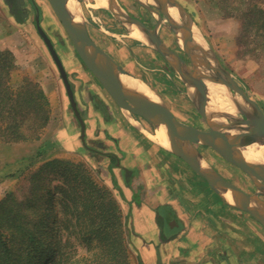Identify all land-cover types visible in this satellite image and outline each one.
<instances>
[{
	"label": "crops",
	"instance_id": "crops-1",
	"mask_svg": "<svg viewBox=\"0 0 264 264\" xmlns=\"http://www.w3.org/2000/svg\"><path fill=\"white\" fill-rule=\"evenodd\" d=\"M69 1L62 0L63 7L75 26L67 9ZM74 1L81 25L78 29L111 60L109 83L114 82L119 89L127 91L120 82L121 76H127L143 83L172 117L173 111L167 107L185 106L180 120L174 117L182 124L204 116L200 103L209 83L225 88L248 104L239 94L208 76L239 88L233 76L235 71L227 68L218 49L224 51L229 42H234V47L228 48L231 52L236 45L241 48L242 43H247L243 25L249 26L250 35L246 36H252V42L263 43L264 16L258 18L253 14L248 21L242 17L222 19L229 20L226 22L232 26L229 35L224 29L218 35L206 37V22L201 27L196 24L195 57L194 37L187 21L178 13L173 18L169 5L164 6L160 0H104L105 5H100L99 0ZM178 2L189 6L191 0ZM250 9L264 11V3L251 5ZM37 18L61 62L69 67L65 70L86 125L84 140L79 135V144L84 148L87 140L91 148L86 149L109 162L117 177L116 185L123 193L121 198L128 202L123 215L138 263L264 264V247L260 249L257 244L259 221L254 213L258 208H252L253 202L261 200L250 182L245 181L243 189L221 175L222 181L213 178L174 154L170 146L165 148L152 141L150 136L158 126L113 99L97 77L102 72L98 69L96 74L86 65L49 0H0V51L13 54L16 64L38 83L52 113L49 131L56 119V107L69 103V99L49 51L42 50ZM137 28L142 39L132 35ZM218 43L223 46H217ZM236 57L232 54L233 63L237 62ZM257 58L264 60V53L256 54L255 61ZM253 72L264 75V69L254 68ZM196 81L201 83L200 88ZM242 92L253 102L251 96ZM125 103L132 108L129 101ZM60 130L64 131V127ZM226 183L240 195L237 197L234 192L232 203L224 198ZM242 239L247 241L243 243Z\"/></svg>",
	"mask_w": 264,
	"mask_h": 264
},
{
	"label": "rangeland",
	"instance_id": "rangeland-1",
	"mask_svg": "<svg viewBox=\"0 0 264 264\" xmlns=\"http://www.w3.org/2000/svg\"><path fill=\"white\" fill-rule=\"evenodd\" d=\"M174 1L189 16L197 33L196 24L201 27V23L206 22V26L203 24L206 37L218 35L219 30L224 29L227 35L231 34L232 26L227 24L229 20L226 22L222 19L242 17L248 21L250 16H253L248 7L264 3V0H191L190 5L186 6L178 0ZM162 2L164 6L168 5L166 1ZM169 8L175 9L171 6ZM175 10L188 22L189 19L184 13ZM215 24L217 25L214 26ZM245 26L243 25V37L249 41L242 43L241 48L236 45L235 51L231 52L228 48L234 47V42H229L224 51L218 49V54L222 56L223 61L224 58L227 61V68L235 71L233 76L239 86H236L237 89L251 96V100L253 99L264 115V75L253 72L254 68L264 69V60L254 59L256 54L264 53V42H252V36H246L250 35L249 26ZM199 34L201 35L200 31ZM220 39L223 40L224 37L221 36ZM41 43L42 50L47 53L45 44L43 41ZM217 46L223 45L218 43ZM39 50L40 53L43 52L41 48H38ZM3 53L4 57L0 56V79L14 90V94L9 97L6 93L4 109L0 108V264H8L9 260L17 257L22 258L28 244L32 242V239L25 235L26 229L37 230L39 244H42L39 247L40 251L42 250V261H39L38 257L31 259L30 264H74L77 260H81V264L108 262L104 259L105 252L112 249L106 245L108 241H115L119 255L122 254V247L119 245L120 233L126 248L124 254L128 256L125 264H139L128 222L123 215V211L125 213V210H128V202L121 198L123 193L116 185L117 177L109 167V162L91 154L86 149L91 148L87 140L86 147L80 146V126L68 101L63 106L56 107V119L49 131L52 113L48 104L42 103L44 98L39 100L36 96L38 83L33 82L19 64H16L13 54ZM232 54L237 56L236 63L232 62ZM239 54H242L244 59H240ZM63 65L65 69L69 68L67 63ZM73 76L74 74L72 78ZM233 96L236 97V94ZM167 108L172 109L171 114L176 119L180 118V113L185 112V106ZM8 109L11 110L7 112ZM251 110L254 113L252 107ZM222 114L219 111L210 115L219 117ZM207 117L208 114H204L196 116L193 121L183 123L206 130L204 121ZM240 117V123L249 121L243 115ZM223 118L228 124L234 123L229 116ZM8 119L14 122L15 128H5L4 123L8 122ZM70 119L74 122L71 123ZM61 127H64V131L60 130ZM194 147L196 154L203 157L219 175L230 179L243 189H246L245 181L250 182L251 188L260 196V207H264V183L250 180L242 170L229 163L211 147L202 143H194ZM75 153L80 155L74 156ZM257 226V244L261 249L264 247V224L259 222ZM242 240L243 243L247 241ZM61 248L63 255L58 257ZM111 260L110 258L109 261Z\"/></svg>",
	"mask_w": 264,
	"mask_h": 264
},
{
	"label": "water",
	"instance_id": "water-1",
	"mask_svg": "<svg viewBox=\"0 0 264 264\" xmlns=\"http://www.w3.org/2000/svg\"><path fill=\"white\" fill-rule=\"evenodd\" d=\"M49 1L51 3V6L55 14L57 15L58 19L63 25L69 38L73 42V45L78 49L86 65L90 67V69L96 74H97L96 70L98 69L99 71L102 72V74H98L97 77L101 81L102 85L105 87L107 92L113 97V99L119 105L127 109H130L132 112L144 116L146 119H148L158 127L161 126L164 127V129L168 132V136L170 137V139H168L169 146L174 154L184 159L193 168L202 170L207 175L216 179H220L222 181L220 175L208 163H206L204 159L200 158L198 154H196V161L188 160L185 157V154L177 144V141L175 139H171V136H176V134H179L186 138L194 140V143H202L204 145L211 147L229 163L240 168L245 174L249 176V178L252 179V181H254L255 183L258 182L264 183V170L258 169L254 165L236 157L231 147L225 141L212 137L209 132H204L194 127L187 126L177 122L170 115V113L162 105L159 104L157 100L147 98L146 96L136 92L119 89L114 84V82L109 83V78H110L109 73L111 72V68L113 66L111 60L106 56L105 53L99 50L88 39V37L82 30L78 29L76 26H74L71 23L70 18L63 7L62 0H49ZM160 1H166V3H168L169 6L174 7L179 12L184 13L188 17L189 20L187 23L190 28L191 35L194 37L193 53L194 56L197 57V41H196L197 37L195 38L196 31L193 29L191 19L174 0H160ZM36 23H37L38 33L40 37L43 39L44 44L47 50L49 51L52 60L61 76V79L66 89L67 97L69 99V106L71 107L73 114L79 123L81 139L84 140L86 125L78 109L77 102L74 97V92L71 83L69 82L65 67L61 62L58 54L56 53L51 40L40 27L38 18ZM195 70L197 69L195 68ZM208 78L216 81L217 83L225 85L231 91H234L237 94H239L243 99H245V101L249 105H251V107L254 109L253 116L251 117L253 119L251 122L250 120L247 121L245 125H258L259 123H262L264 126V115L259 111V109L257 108L254 102L250 101L241 90L237 89L235 84L233 83L229 84L227 81L226 82L222 80L220 81L214 77L208 76ZM196 82H197V88H200L201 83H199V81ZM125 100L129 101L133 105L132 108L127 103H125ZM199 161H201V163ZM254 214L257 217V220L264 224V214H261L258 211H256Z\"/></svg>",
	"mask_w": 264,
	"mask_h": 264
},
{
	"label": "bare ground",
	"instance_id": "bare-ground-1",
	"mask_svg": "<svg viewBox=\"0 0 264 264\" xmlns=\"http://www.w3.org/2000/svg\"><path fill=\"white\" fill-rule=\"evenodd\" d=\"M100 1V5L106 4L104 0H99V2ZM67 7L68 12L75 20V26L77 28H79L80 26L81 28L75 1H69ZM169 11L171 13L170 15L173 18L177 17V12L175 9H169ZM137 29L133 30L132 35L141 38L142 32L139 28ZM203 56L209 63L211 62L206 55ZM120 82L122 83L124 88L127 89V91H137L136 93L156 100V97L151 93V91H149V89L138 80L127 76H121ZM200 106L202 112L208 114V117L204 122L206 124L207 131L211 134V136L225 141L231 147V149L235 153V156L239 159L254 165L258 169L264 170L263 124L259 123L258 125H245L246 122L244 121L240 123V115L245 116L250 120V122L252 121L253 118L251 117L253 116V112L251 110V106H249L239 98L232 96L229 92H227L225 88L221 86H213L210 83L205 86ZM219 111L223 113L222 115H219V117L210 115ZM225 116H229L230 118H232V120H234V124H228L223 118ZM150 137L156 144L165 148H169L168 139H170V137L167 135L164 127H158L155 130V133ZM171 139H175L177 141V144L187 158H189L191 161H196L197 152L194 147V140L186 138L179 134H176V136H171ZM223 187L225 190L224 198L228 203L233 202L235 194L237 195V197H240L239 192H236L234 186H229L228 183H226L225 185L223 184ZM234 192L236 193L234 194ZM259 207V201L252 203V208H258L257 211L261 214H264V207H260V209Z\"/></svg>",
	"mask_w": 264,
	"mask_h": 264
},
{
	"label": "trees",
	"instance_id": "trees-1",
	"mask_svg": "<svg viewBox=\"0 0 264 264\" xmlns=\"http://www.w3.org/2000/svg\"><path fill=\"white\" fill-rule=\"evenodd\" d=\"M248 9H249L250 14H255V16L258 17V18L262 14H264L262 11H259V10L258 11H255V9H254V11H253V9H250V6L248 7ZM4 55L5 54L3 52L0 53V56H3L4 57ZM2 64H3V62H2ZM2 68H3V66H2ZM6 93H8V95L10 97L11 95L14 94V90H12V88H10L9 86H7V83H3L1 81V79H0V108H1V110L4 109V106H3L4 103H3V101L5 99L4 96H5ZM36 93H37L36 96H38V99L39 100H41V99L44 98L41 90L36 91ZM44 102L45 101H42L43 104L47 105L46 102L45 103ZM10 110L11 109H8L7 112L10 111ZM46 120H47V118H46ZM4 125H5V128H7V129L15 128L14 122L11 121L10 119H8V122H5ZM20 126H19V128H20ZM50 224H51V222H50ZM41 232L42 231H40V235L42 234ZM36 233H37V230H32L31 231V229L30 230L29 229H26L25 235H26L27 238L32 239V242L28 244L29 245L28 246V249H26V251L24 252L22 258L21 257H17L14 260H9V263L8 264H30L29 261L31 259H37L38 257H39V261H42L43 255L40 256V253L42 252V250L40 251V248H39L40 246H42V244H39L40 240L37 237ZM101 235L104 236V233H102ZM2 242H4V241H2ZM106 245L108 247H112V249H109V252H105L104 259H106L108 262L104 261L102 263L100 262L99 264H109L110 262H114V263H117L118 262L119 264L121 262H122V264H125L126 263V260H127L128 256H126V254H124V251H125L126 248H125V245H124V242H123V237H122V234L121 233L119 234V245L122 247L121 251H122V254L123 255L122 254L119 255V251L117 250V244H116L115 241L113 243H110L108 241L106 243ZM105 249H106V247H105ZM60 255H63L62 248L58 252V257ZM107 256H110V257L108 258ZM110 258L112 259L111 261H109ZM115 260H117V262ZM81 262H82L81 260H77V261L74 262V264H81Z\"/></svg>",
	"mask_w": 264,
	"mask_h": 264
}]
</instances>
